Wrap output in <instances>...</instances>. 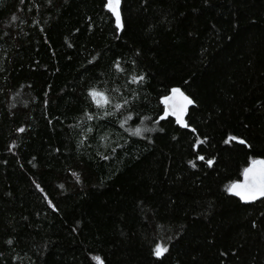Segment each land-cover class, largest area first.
Instances as JSON below:
<instances>
[{"label": "trees", "instance_id": "16d2710c", "mask_svg": "<svg viewBox=\"0 0 264 264\" xmlns=\"http://www.w3.org/2000/svg\"><path fill=\"white\" fill-rule=\"evenodd\" d=\"M121 23L0 0V264H264V200L226 191L264 159V0H121ZM173 87L194 132L159 120Z\"/></svg>", "mask_w": 264, "mask_h": 264}, {"label": "snow or ice", "instance_id": "6c2138e0", "mask_svg": "<svg viewBox=\"0 0 264 264\" xmlns=\"http://www.w3.org/2000/svg\"><path fill=\"white\" fill-rule=\"evenodd\" d=\"M102 6L106 13H109L112 18H114L115 29L117 34L120 33L122 29L121 23V0H102ZM114 67L117 72L122 71V68L118 61L114 62ZM144 80L143 76H134L132 83H142ZM170 94L163 96L160 100V103L164 106L163 115H160L159 120L163 121L166 117L172 116L175 118V123L181 129L187 128L189 131H195L190 128L188 124L185 123L184 113L189 105L195 106L194 99L189 98V96L185 95L180 88L173 87L169 90ZM88 97L91 100L92 105L98 108H104L105 105H109L111 102L104 93L98 92L96 90H89L87 93ZM115 109H120L121 104L116 103ZM88 119L91 120L92 116H88ZM131 119V117H129ZM123 126V125H121ZM162 130V128H161ZM18 131H22V129H18ZM151 132L150 128H136L131 135L140 136V133ZM175 139V137H173ZM236 140L237 143L243 145L245 148L250 147V145L243 139H239L233 136H229L224 139L223 143L225 145L229 144L230 141ZM203 141L199 138L196 139L195 144L192 145L195 150L197 145H200ZM197 160L203 161L207 166L212 167L213 160L205 159L204 156H196ZM189 167H195L192 161H188ZM243 176V181L240 183L233 182L226 188V191L231 193L232 195L239 198L242 202H252L255 201L258 197H264V159H249L248 166L245 167L241 173ZM47 199V198H46ZM49 207L56 211L51 203H49ZM253 227L256 225L253 224ZM10 244L11 241H8ZM167 251L166 247H162L160 243H156L155 247L151 249V255L155 258L159 259L164 252ZM224 255V253H221ZM99 260V258H94Z\"/></svg>", "mask_w": 264, "mask_h": 264}, {"label": "water", "instance_id": "95a60500", "mask_svg": "<svg viewBox=\"0 0 264 264\" xmlns=\"http://www.w3.org/2000/svg\"><path fill=\"white\" fill-rule=\"evenodd\" d=\"M190 106H191V105H189L187 109H189ZM187 109L185 110V113H184V120H185V117H186V114H187V111H188ZM171 117H172V116H171ZM173 118H174V117H173ZM174 120H175V118H174ZM242 181H243V176H242L241 179H240L238 182H236V183H240V182H242ZM231 195H232V194H231ZM231 197H234V198H236V199L239 200V198L236 197V196H234V195H232ZM262 200H264V197H258L255 201H252V202H243V203L253 204V203H255V202L262 201ZM239 201H240V200H239ZM241 202H242V201H241Z\"/></svg>", "mask_w": 264, "mask_h": 264}, {"label": "rangeland", "instance_id": "374dc122", "mask_svg": "<svg viewBox=\"0 0 264 264\" xmlns=\"http://www.w3.org/2000/svg\"><path fill=\"white\" fill-rule=\"evenodd\" d=\"M115 23V22H114Z\"/></svg>", "mask_w": 264, "mask_h": 264}]
</instances>
